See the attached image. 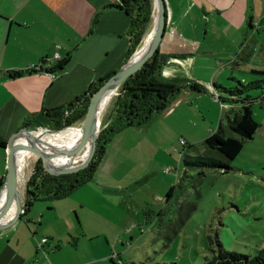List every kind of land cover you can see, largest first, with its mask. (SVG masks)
Listing matches in <instances>:
<instances>
[{
    "label": "crops",
    "instance_id": "crops-1",
    "mask_svg": "<svg viewBox=\"0 0 264 264\" xmlns=\"http://www.w3.org/2000/svg\"><path fill=\"white\" fill-rule=\"evenodd\" d=\"M123 1L0 0L2 140L7 143L9 137L23 127L26 117L81 96L98 79L118 70L146 45L157 14L154 0H150V24L129 59L126 56L131 41L130 17L123 9L104 7ZM164 4L165 27L154 54L160 62L154 77L166 85L182 84L183 90L165 107L162 115L170 119L171 125L175 121L183 123L182 128L187 133L186 138L180 139L198 143L215 130L214 124L206 121L202 108H192L196 101L206 98H198L199 94H211L214 84L228 85L223 82L227 75L225 69L246 66L241 71L245 73L264 66V0H164ZM256 17L259 22H254ZM256 23L254 31L252 25L255 27ZM55 54L59 57L54 58ZM65 58L64 67L54 71L58 75L56 78L42 71L14 79L5 73L30 66L50 69ZM149 63L148 60L146 64ZM230 76L234 75L230 73ZM203 101L216 109V120L222 122L230 105L223 103L225 108L220 112L211 101ZM153 125V122H146L126 127L107 144L89 181L97 188L92 192L94 205L89 209L79 212L74 204L76 196L71 202L69 197L62 199L72 204L70 210L62 207L65 204L50 200L54 198L50 196L33 201L26 213L22 209L20 219L0 228V264L141 261L146 251L138 244L142 242L141 237L156 226L154 216L163 208V194L160 193L163 188L157 194L146 186L153 180L165 182L168 191L177 181L179 172L176 177L166 175L157 166L151 167L137 176L138 181L130 183L133 188L98 180L111 176L121 166L131 150L125 145L128 137L139 141L141 135L138 134L158 130ZM29 130L34 132V129ZM199 134L203 137L194 140L188 137ZM6 157V150L0 145L1 180L6 173ZM20 160L18 157L19 164ZM30 172L25 173L23 182L18 181L23 202ZM41 200L39 204L36 202ZM100 203L111 206L100 208ZM60 210L65 211L61 213ZM14 212L15 208L11 215Z\"/></svg>",
    "mask_w": 264,
    "mask_h": 264
},
{
    "label": "rangeland",
    "instance_id": "rangeland-1",
    "mask_svg": "<svg viewBox=\"0 0 264 264\" xmlns=\"http://www.w3.org/2000/svg\"><path fill=\"white\" fill-rule=\"evenodd\" d=\"M256 18L254 22H259V18ZM252 29L254 31L257 29V23L255 27L252 25ZM244 67L246 66L225 69L227 75H225L223 82L231 83L230 73L244 81L261 78L259 75H251L250 77L248 74L243 77L245 73L241 71ZM121 89L122 85L117 89L114 87V92L111 94L114 96L110 95L109 101L112 99L110 103L108 101L107 108L103 109L99 117V119L101 118L100 125ZM216 90L214 91L218 94L219 99L214 97V93L199 94L198 98L201 96L206 98L196 101L192 107L193 109L202 108L206 121L213 123L214 129H217L219 124L216 120V109H213L203 100L211 101L217 108H220L221 112L222 108H225V104L222 102L223 94L218 89ZM249 94L253 99V116L259 126L253 137L244 142L236 158L229 161L231 169L222 172L217 168H204L203 175H200L198 170L188 169L189 177L184 179L182 186L176 187L174 196L168 198V202L165 200L167 194L165 182H154L153 180L146 186L147 189H153L157 194L159 193L158 190L163 188V191L160 192L163 194L161 205L162 207L167 205V208L162 212L163 215L158 219L156 226L149 232L147 231L141 237L142 242L138 244L143 251H146L142 253L141 259L145 264H155L156 262L204 264V256L210 254L207 237L209 235L214 237L215 231H217L223 247L227 250L253 255L257 249L264 248V98H261L262 89H253L249 91ZM162 114V111L156 113L148 121L153 122L158 127L156 132L148 130L146 134H138L141 135L139 141L134 140L133 136L128 137L125 145L131 150H128L121 166L111 176L100 177L98 182L113 184V186L119 185V187L128 185L127 187L133 188L130 183L138 181L137 176L146 173L151 167L157 166L166 172V175L170 174L176 177L177 171L179 174L183 172V157L179 154L183 148L180 137L186 138L185 133L187 132L182 128L183 123L175 121L171 125L170 119H164ZM199 115L201 117L202 114L199 113ZM223 118L222 122L226 124V115ZM82 119L63 129L69 131L81 127ZM67 127L74 128L65 129ZM62 130L49 133L44 137L47 139L49 135H57ZM99 133L100 130L98 135ZM188 137L194 140L203 136L199 134L197 136L188 135ZM87 147L88 143L79 156L78 162ZM57 149L52 150L54 155L62 157L67 153ZM18 157L22 162V164L21 162L18 163L20 165L19 179L22 182L25 173L29 170L39 165L43 168L41 160L32 154L18 155ZM166 168H170V170L165 171ZM175 183L176 181H174ZM95 189H97L96 186L92 182H88V184L75 188L66 196L54 197L50 200L59 201L60 204H65L62 207L70 210L72 205L70 202L76 196L74 204L79 212H83V210L86 211L91 205H94L92 192ZM47 197L50 196H44L41 199ZM67 197H69L70 202L64 203L65 201L62 199ZM42 201L36 202L39 204ZM108 206L111 205L100 203V208ZM63 211L65 210H60L61 213ZM73 216L77 220L74 214ZM154 217L157 218L158 216L155 215ZM163 218L164 220H162Z\"/></svg>",
    "mask_w": 264,
    "mask_h": 264
},
{
    "label": "trees",
    "instance_id": "trees-1",
    "mask_svg": "<svg viewBox=\"0 0 264 264\" xmlns=\"http://www.w3.org/2000/svg\"><path fill=\"white\" fill-rule=\"evenodd\" d=\"M104 7L123 9L130 17L129 34L131 41L126 56V59H129L150 24L151 1L124 0L121 4H108ZM95 21L96 18L93 19V23ZM149 61V64L144 65L140 70L129 76L122 84L120 94L117 95V99L110 106L102 120L93 158L85 168L76 172L58 175L48 173L40 165L31 169L26 178L24 213L28 211L35 200L44 196L63 197L70 194L75 188L87 184L95 174L105 148L114 135L126 127L138 126L148 122L154 114L163 111L181 93L183 90L182 84L166 85L159 83L154 77V73L160 62L155 59V55ZM66 62L67 58L60 60L50 69L30 66L24 70L6 71L5 73L10 79L17 78L22 74H32L39 71L50 75L55 73L54 71H60ZM111 74L98 79L81 96L54 108H44L42 112L26 117L22 126L34 130L39 128L60 130L77 122L83 118L86 112L89 96ZM245 74L250 77L251 75H259L261 78L244 81L236 76H230V84L226 86L214 84L213 89H218L223 94L222 102H227L230 105L225 114L226 124L220 122L217 129L198 143L185 142L182 144L183 148L180 154L183 157V172L179 174L176 183L166 191L165 200L167 202L168 198L174 196L176 187L182 186L184 179L189 177L188 169L198 170L200 175H203L204 168H217L222 172H227L228 169L232 168L229 161L236 158L244 142L251 139L255 134L259 124L253 116V99L249 91L262 89L261 98H264V66L261 69H251ZM56 76L58 75L56 74ZM68 128L74 127L65 129ZM0 145L4 148L6 141L0 138ZM0 181L3 180L0 178ZM166 208L167 205L157 212L156 223ZM214 233V237L211 235L207 237L210 254L204 256V264H264V248L257 249L253 255L227 250L223 247L217 231ZM127 264H145V262L136 261ZM155 264L175 263L156 262Z\"/></svg>",
    "mask_w": 264,
    "mask_h": 264
},
{
    "label": "water",
    "instance_id": "water-1",
    "mask_svg": "<svg viewBox=\"0 0 264 264\" xmlns=\"http://www.w3.org/2000/svg\"><path fill=\"white\" fill-rule=\"evenodd\" d=\"M154 2L156 4L157 14L148 43L138 54L111 74L98 89L89 96L87 109L81 123L82 136L72 153L60 157L54 154H48L40 147L32 144V141H35L39 132H43V135H47L62 129L52 130L39 128L32 132L23 126L9 137L4 147L7 156L6 173L0 185V199L3 195L6 198L3 207L0 209V228H4L20 219V214L24 206L18 183L20 174V165L16 162V157L18 155L32 154L38 157L43 164V168L53 175L76 172L85 168L90 163L95 152L98 132L100 130V128H97V109L102 96L109 89L113 87L118 88L129 76L146 65L147 61L155 54L162 39L165 27V4L164 0H154ZM90 138L92 140V145L88 159L85 162L77 163L79 156L82 154ZM13 208H15V212L11 215Z\"/></svg>",
    "mask_w": 264,
    "mask_h": 264
},
{
    "label": "bare ground",
    "instance_id": "bare-ground-1",
    "mask_svg": "<svg viewBox=\"0 0 264 264\" xmlns=\"http://www.w3.org/2000/svg\"><path fill=\"white\" fill-rule=\"evenodd\" d=\"M113 92H114V87L109 89L102 96V98H101V100L99 102L98 109H97V112H98V115H97L98 127L97 128H99V125H100V122H101V118L99 119V117L101 116V113L103 112V109L107 106V103L109 101V97L112 96L111 94ZM63 134H64V137H62ZM44 136H46V135H43V132H39L37 134V137H36L35 141H32V144L37 146V147H40L41 149H43L48 154H53L52 153L53 149H57L58 148L57 150H60V151L64 150V151L67 152V153L64 154V156H67L77 147V145H78V143H79V141L81 139V136H82V129L80 127L78 130L77 129L69 130V131L62 130L61 133H59L57 135H54V136L49 135L48 136L49 138H47V139ZM91 145H92V140L90 138V140L88 142V147H87L85 153L82 155L80 161L79 162L77 161V163L85 162L88 159L89 154H90V150H91ZM52 146H54L55 148L52 147ZM16 162L18 164V156L16 157ZM5 201H6V198L3 195L2 198L0 199V209L3 207Z\"/></svg>",
    "mask_w": 264,
    "mask_h": 264
},
{
    "label": "built area",
    "instance_id": "built-area-1",
    "mask_svg": "<svg viewBox=\"0 0 264 264\" xmlns=\"http://www.w3.org/2000/svg\"><path fill=\"white\" fill-rule=\"evenodd\" d=\"M58 57H59L58 54H55V55H54V58H58ZM50 77H51V78H56L57 76H56L55 73H51V74H50ZM213 93L215 94L214 97H216V98L219 99L218 94H217L214 90H212L211 94H213ZM180 142H181V144H184V143H185V140L181 138V139H180ZM169 170H170V168H166L165 171H169ZM43 241L46 242V239H44Z\"/></svg>",
    "mask_w": 264,
    "mask_h": 264
}]
</instances>
